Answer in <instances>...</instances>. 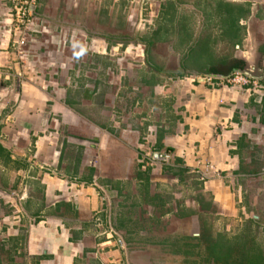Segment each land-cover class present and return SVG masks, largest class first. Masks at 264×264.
<instances>
[{"label": "crops", "instance_id": "obj_1", "mask_svg": "<svg viewBox=\"0 0 264 264\" xmlns=\"http://www.w3.org/2000/svg\"><path fill=\"white\" fill-rule=\"evenodd\" d=\"M12 6L0 0V264H154L155 247L167 262L197 194L225 232L255 211L253 181L264 212V0H36L46 28L27 61ZM198 23L208 46L192 56ZM236 61L249 84L193 77ZM207 165L220 175L191 176Z\"/></svg>", "mask_w": 264, "mask_h": 264}, {"label": "trees", "instance_id": "obj_2", "mask_svg": "<svg viewBox=\"0 0 264 264\" xmlns=\"http://www.w3.org/2000/svg\"><path fill=\"white\" fill-rule=\"evenodd\" d=\"M232 66L242 68L243 65L236 61L230 64L227 69L229 72L225 75L234 74ZM208 72H198L199 74H209ZM231 72V73H230ZM230 73V74H229ZM185 170H178L175 174L181 179L184 178ZM196 178L195 174L191 175ZM191 177V178H192ZM196 204L195 212H187V214L197 215L199 217L201 232L198 236L180 237L182 243H178V249L174 245V238L169 240L171 253L182 254L187 261L194 264L198 261H205L206 264H231L229 257L234 254H241L245 258V264H264V254L262 247L257 242L254 235L253 226L257 224L254 218H249L248 227L237 234L228 235L226 232L213 230L214 206L212 196L206 192H201L194 197ZM215 226V224H214ZM178 240V239H176ZM205 246L204 248L202 246ZM237 264H242L241 262Z\"/></svg>", "mask_w": 264, "mask_h": 264}, {"label": "rangeland", "instance_id": "obj_3", "mask_svg": "<svg viewBox=\"0 0 264 264\" xmlns=\"http://www.w3.org/2000/svg\"><path fill=\"white\" fill-rule=\"evenodd\" d=\"M197 26H198L197 27L198 28V30H197V32H198V43L196 44L197 47L195 46V49L191 53L192 56L195 55L196 52L198 53V50L202 51L205 46H208V40H207V42H205L207 39L206 29H204V28L201 29L199 23ZM223 37H224V35H223ZM218 38H220V37H218ZM211 45H213V46L212 47L210 46V51L212 54H214L215 53L214 50L216 49L217 44H216V42H214ZM212 57H213V55H212ZM189 73H192V72H188L185 74L188 75ZM96 160L94 158L92 163L93 164L97 163ZM258 187L262 188V186L256 184V182L253 181V182H251L252 191L251 192L246 191V194H247L246 199L249 200L251 202V204H253V208L255 211L252 212V208H250V210H249V211H251V212H249L250 214H248L245 217L244 222H242L240 226L231 227L230 230H225V232L227 231L226 233L230 236L232 234H237L238 232L243 231L244 228L249 226L248 225L249 218H251V217L255 218V220L257 221V224H255L253 226V229L255 231L254 235L257 239V242L262 247V252L264 254V212H259V202H258L257 196L260 193H258V191H256L258 189ZM253 198H254V200H253ZM251 214L255 217H253ZM151 218H152L151 216L147 215V216H143L141 219L143 220V222L145 221L144 224H148V225L150 224V226H154L155 228L156 227L158 228L161 224L157 223L156 221L153 222ZM158 222H160V221H158ZM151 223H154V225H151ZM177 226L179 227V229H177ZM211 228L213 230H218L219 232H222V227H220V229H219V227L214 226V223H213V226ZM223 228H225V226H223ZM160 229H162V228H160ZM172 229L175 230L174 235L172 236V238L175 239L174 245L172 246V248L175 247L176 249H178V243H182L180 237L188 236L185 234H186V232L190 231V229H193V232L195 234H198V235L201 232L200 222L196 220V217H194L193 223L192 224L189 223V224H187V226H186V221H184L183 219H177L175 222V225H174V227H172ZM162 236H160V238H162ZM176 239H178V240H176ZM202 247L204 248L205 246L203 245ZM153 250H154V255L156 256L154 264H194L191 261L185 260V258L182 254L171 253L170 247L168 249H166V251H168L170 253V256L168 255L169 258L167 259V262H165L166 258L164 259L162 257L161 249H159L158 247H155ZM228 261H230L231 264H237L239 262H241L242 264H245V258H243V256L241 254H239V255L234 254L233 256L229 257ZM195 264H206V262L205 261H198Z\"/></svg>", "mask_w": 264, "mask_h": 264}, {"label": "built area", "instance_id": "obj_4", "mask_svg": "<svg viewBox=\"0 0 264 264\" xmlns=\"http://www.w3.org/2000/svg\"><path fill=\"white\" fill-rule=\"evenodd\" d=\"M13 6L11 10L8 12L12 19H14V29L19 30L20 36L19 39L16 41V48L18 55L21 59H25L27 61V57L29 56V50L26 49L28 43V37L33 35L34 33L45 32V24L43 26V21L39 20V22H34V14L33 8L35 6L36 0H12ZM42 29V30H41ZM59 55V54H58ZM61 57V54H60ZM140 57H144V53L141 52ZM61 66V65H60ZM244 71H250V69H242ZM251 72V71H250ZM193 76V75H192ZM201 77L203 80L213 79L216 78H223L225 83H235L240 82L242 85H247L251 82V78L248 75H245L237 70L234 74L229 76H214V74H195L193 77ZM197 77V78H198ZM196 79V78H195ZM96 160V159H95ZM96 164V163H95ZM193 174L197 177V179L201 182L206 181L209 179L211 175L219 176V172H217L212 165H207V168L204 171H193ZM13 195L16 198V208L18 212H22V204L26 199V192L18 190L17 192H13ZM96 223L99 226H103V221L101 218H96ZM109 233H115L112 228L108 229ZM119 243L123 245V241L120 239Z\"/></svg>", "mask_w": 264, "mask_h": 264}, {"label": "water", "instance_id": "obj_5", "mask_svg": "<svg viewBox=\"0 0 264 264\" xmlns=\"http://www.w3.org/2000/svg\"><path fill=\"white\" fill-rule=\"evenodd\" d=\"M238 72H241V73H243V74H245V75H248V76H250L251 75V72L250 71H244V70H242V69H236ZM214 76H220V77H222L221 75H217V74H214ZM155 157L156 158H159V154L158 153H155Z\"/></svg>", "mask_w": 264, "mask_h": 264}]
</instances>
